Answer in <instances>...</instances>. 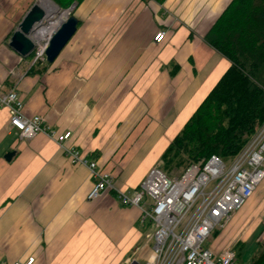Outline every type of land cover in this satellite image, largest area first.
Returning <instances> with one entry per match:
<instances>
[{
    "label": "crops",
    "instance_id": "0c3cea01",
    "mask_svg": "<svg viewBox=\"0 0 264 264\" xmlns=\"http://www.w3.org/2000/svg\"><path fill=\"white\" fill-rule=\"evenodd\" d=\"M36 2L0 0V84L15 88L27 116L71 131L68 144L110 172L116 188L136 191L231 66L206 40L231 0H81L77 31L43 72L9 45ZM158 31L166 32L161 43ZM8 120L1 108L0 261H125L150 230L140 208L123 206L112 190L89 200L87 166L71 163L45 133L21 139Z\"/></svg>",
    "mask_w": 264,
    "mask_h": 264
},
{
    "label": "built area",
    "instance_id": "2783aa9c",
    "mask_svg": "<svg viewBox=\"0 0 264 264\" xmlns=\"http://www.w3.org/2000/svg\"><path fill=\"white\" fill-rule=\"evenodd\" d=\"M165 36V31H158L154 41L161 43ZM49 38L34 43V63L47 62L45 51ZM1 108L8 110V123L21 139L45 133L57 141L71 163L89 168L94 179L89 200L112 190L123 206L140 208V222L150 228L146 234L150 253L143 263L137 256L126 259L124 264H239L235 247L216 252L207 242L213 230L217 226L224 227L264 179V123L232 161L225 162L212 155L196 163L190 162L177 174L154 165L139 188L130 192L116 188L110 172L68 144L71 131L58 132L42 115L27 116L15 88L4 90L0 84ZM33 260L12 264H32ZM0 264L7 263L0 261Z\"/></svg>",
    "mask_w": 264,
    "mask_h": 264
},
{
    "label": "trees",
    "instance_id": "16d2710c",
    "mask_svg": "<svg viewBox=\"0 0 264 264\" xmlns=\"http://www.w3.org/2000/svg\"><path fill=\"white\" fill-rule=\"evenodd\" d=\"M53 1L68 7L81 0ZM206 40L231 66L176 134L167 159L232 161L264 123V0H231ZM49 64L34 63L31 70L43 72ZM250 264H264V242Z\"/></svg>",
    "mask_w": 264,
    "mask_h": 264
},
{
    "label": "rangeland",
    "instance_id": "374dc122",
    "mask_svg": "<svg viewBox=\"0 0 264 264\" xmlns=\"http://www.w3.org/2000/svg\"><path fill=\"white\" fill-rule=\"evenodd\" d=\"M50 2H52L57 8L55 12L52 11L49 4H43L42 0H38V3L45 10V17L39 25L40 27L45 26V28L39 32V37H43L44 35L46 37L36 39L31 32L29 34V38L35 44L39 41L47 40L50 36L47 34L49 33L50 28H54L58 21H61V19H66L69 16V12L74 14L73 12L77 4L74 2L68 7H60L53 0H50ZM52 22H54V24ZM165 161L160 160L155 165H161L165 171L171 174L181 172L191 162L183 155L173 158L170 162L166 159ZM260 206H264V181H262L257 187L253 197L248 199L246 203L232 215L224 227L217 226L213 230L207 245L214 250L223 249L229 246L235 247L239 253V264H250L254 254L259 250L260 242H264V224L258 225L264 221V209L260 210ZM249 207L253 208L250 212H247ZM149 232L150 231H147V233ZM146 234L144 235V239L141 243L136 246L134 252L130 253L126 259L139 256L137 257L138 260L142 263L145 262L150 253V249L148 248L149 246L146 247ZM125 261H122L121 264H124Z\"/></svg>",
    "mask_w": 264,
    "mask_h": 264
},
{
    "label": "water",
    "instance_id": "95a60500",
    "mask_svg": "<svg viewBox=\"0 0 264 264\" xmlns=\"http://www.w3.org/2000/svg\"><path fill=\"white\" fill-rule=\"evenodd\" d=\"M45 17V10L36 2L26 12L17 29L13 32L9 45L20 55L28 56L32 53L35 45L29 38L34 26L42 21ZM79 25V19L69 12V16L58 26L49 38L48 46L46 48V59L48 63H53L60 55L64 47L74 36ZM14 152H8L5 156L10 160Z\"/></svg>",
    "mask_w": 264,
    "mask_h": 264
},
{
    "label": "bare ground",
    "instance_id": "6f19581e",
    "mask_svg": "<svg viewBox=\"0 0 264 264\" xmlns=\"http://www.w3.org/2000/svg\"><path fill=\"white\" fill-rule=\"evenodd\" d=\"M46 1V3L47 4H49V6H50V8L52 9V11L53 12H55L56 10H57V8L53 5V3L52 2H50L49 0H45ZM62 18V17H61ZM60 18V19H61ZM65 19L63 18V19H61V21L63 22ZM61 21H58V23H57V25L54 27V28H50V31H49V33H47L48 35H52V32L54 31V30H56L57 28H58V26L62 23ZM42 22L40 21L39 23H37L35 26H34V28H33V30L31 31L32 33H33V35H34V37L36 38V39H42V38H44V37H46L45 35L42 37H39V32H41V30H43L44 28H45V26L44 27H40L39 25L41 24ZM50 23V22H49ZM53 24H54V22H52ZM57 27V28H56ZM49 29V28H48ZM47 30V29H46ZM38 35V36H37ZM50 37V36H49Z\"/></svg>",
    "mask_w": 264,
    "mask_h": 264
}]
</instances>
